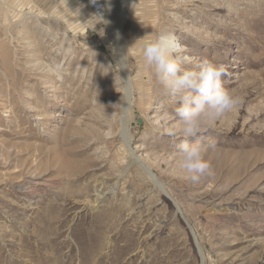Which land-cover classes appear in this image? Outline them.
Here are the masks:
<instances>
[{"label":"rangeland","instance_id":"rangeland-1","mask_svg":"<svg viewBox=\"0 0 264 264\" xmlns=\"http://www.w3.org/2000/svg\"><path fill=\"white\" fill-rule=\"evenodd\" d=\"M92 14L0 0V264H264V0H134L126 118L111 14L95 31ZM146 33L226 65L241 97L196 137L216 142L199 181L178 168L179 104L143 62Z\"/></svg>","mask_w":264,"mask_h":264},{"label":"clouds","instance_id":"clouds-1","mask_svg":"<svg viewBox=\"0 0 264 264\" xmlns=\"http://www.w3.org/2000/svg\"><path fill=\"white\" fill-rule=\"evenodd\" d=\"M97 0H92L96 3ZM96 25H106L102 12L92 14ZM98 34L105 35L103 27ZM119 38V37H117ZM137 41H142L141 52L144 64L153 72L163 92L179 106L176 117L184 139L178 146L176 160L178 168L193 182L211 174V163L206 158L210 150H215L216 142L202 143L196 139L202 128L236 108L241 97L226 89L222 76L228 75L227 66L211 60L194 63L191 58L181 55L183 46L165 33H146ZM122 64L126 51L117 52Z\"/></svg>","mask_w":264,"mask_h":264},{"label":"bare ground","instance_id":"bare-ground-1","mask_svg":"<svg viewBox=\"0 0 264 264\" xmlns=\"http://www.w3.org/2000/svg\"><path fill=\"white\" fill-rule=\"evenodd\" d=\"M133 2H134V0H122L120 8H119L120 11H119V13H116L118 8H115L116 6H115L114 0H102V5L103 6H102V11L101 12L103 13L105 19H107L109 17V14H111L110 15L111 16V20H112L113 25H114V27H113V32L114 33L113 34H114V37H115V40H116L118 46L120 47V48H118V49H120V52L122 50V48H121V38H122L121 37V27L123 25V22H124V19H125L126 15H127L129 7H130V5ZM169 36L172 38L171 35H169ZM117 37H119V38H117ZM184 50H185V47H183V51H182L181 55L186 56L185 53H184ZM125 64H126V60L121 64L123 66L124 74H125V77H126V87H125V92H124V95H123V106H122V115L125 116V118H126V116L130 112L131 105H132V102H133V100H132V98H133V85H132L131 79L129 77L128 68L125 67L126 66ZM4 65H5V63H4ZM124 129H126V127H124ZM129 140L130 139L124 135V143L126 144L127 148L130 150ZM130 154L132 156H134V158H136L135 153L133 151H131ZM136 161H138V160H136ZM139 164H140V166L143 169H146L148 175L154 180L156 185H158L161 188L162 191L167 193L166 189L158 181L157 177H155V175L152 174L149 171V169L146 167V165L143 162H140ZM200 253H201V257L203 258V254H202L201 250H200Z\"/></svg>","mask_w":264,"mask_h":264},{"label":"built area","instance_id":"built-area-1","mask_svg":"<svg viewBox=\"0 0 264 264\" xmlns=\"http://www.w3.org/2000/svg\"><path fill=\"white\" fill-rule=\"evenodd\" d=\"M84 1L93 14L102 11V6H103L102 0H97L95 4L92 3V0H84Z\"/></svg>","mask_w":264,"mask_h":264}]
</instances>
